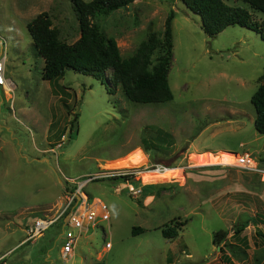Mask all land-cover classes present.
<instances>
[{
    "label": "rangeland",
    "instance_id": "obj_1",
    "mask_svg": "<svg viewBox=\"0 0 264 264\" xmlns=\"http://www.w3.org/2000/svg\"><path fill=\"white\" fill-rule=\"evenodd\" d=\"M227 4L248 10L241 2ZM42 12L61 41L78 40L70 0H0V58L3 45L4 76L14 84L8 95L0 88L4 262L264 264V135L254 129L251 103L264 83L260 36L231 26L208 37L200 18L180 0H137L100 18L101 30L116 40L126 59L149 35L161 33L169 13L174 14L168 73L173 99L138 104L127 100L120 87L109 88V71L102 82L71 70L52 82L42 80L43 60L27 31ZM253 18L264 31V16L253 13ZM243 153L259 172L232 166ZM214 164L223 170L222 179L198 177L203 170L196 167ZM111 171L132 172L139 182L131 185L136 193L123 180L87 184L83 192L101 201L110 219L82 234L72 259L60 258L58 224L22 242L32 220L62 205L64 177L81 180ZM171 226L177 236L164 238L162 230ZM133 227L142 231L132 235ZM219 230L227 232L226 238L213 244ZM105 242L111 243L109 250Z\"/></svg>",
    "mask_w": 264,
    "mask_h": 264
},
{
    "label": "trees",
    "instance_id": "obj_2",
    "mask_svg": "<svg viewBox=\"0 0 264 264\" xmlns=\"http://www.w3.org/2000/svg\"><path fill=\"white\" fill-rule=\"evenodd\" d=\"M135 1L137 0H70L80 32L78 40L73 44L60 40L47 12L36 15L27 24V31L43 60L42 80L52 82L61 78L66 70H71L102 82V76L109 71V88L120 87L125 98L133 103L163 104L171 101L173 95L168 84V73L172 63L173 12L166 18L162 32L149 35L133 55L126 59L121 57L116 40L107 37L99 25L100 18L124 9ZM180 1L192 14L200 18L201 30L208 37H213L228 27L238 26L253 31L264 41L263 28L253 18V13L264 16V0ZM229 1L246 4L248 10L241 6L228 5ZM261 81L262 77L259 82ZM105 88L108 93L111 92L106 86ZM251 103L255 110L254 129L258 134L264 135V83L259 84ZM76 121L77 117L74 116L72 127L76 126ZM106 180L128 181L135 186L139 183L134 180V175ZM176 229V226L168 227L162 230V236L173 239L177 236ZM141 231V228L133 227L131 234L136 235ZM226 235L224 230L215 232L213 244L219 245Z\"/></svg>",
    "mask_w": 264,
    "mask_h": 264
},
{
    "label": "built area",
    "instance_id": "obj_3",
    "mask_svg": "<svg viewBox=\"0 0 264 264\" xmlns=\"http://www.w3.org/2000/svg\"><path fill=\"white\" fill-rule=\"evenodd\" d=\"M5 48L2 45V57L0 58V88L3 94L8 95L14 89V84L11 80L4 76L5 65ZM237 160L233 167L259 172L247 153L243 155H236ZM230 166V165H227ZM160 171V170H159ZM134 175L132 172L111 171L98 172L89 175L81 180L64 177V198L62 205L52 214L45 215L41 218H35L26 227L25 242H32L43 236L44 232L50 229L55 224L60 228L58 238L62 239L59 249L61 260L67 261L73 258L74 250L79 238L82 234L89 232L97 226L98 222H109L110 216L106 206L98 199L89 198L84 192V188L90 182L102 179H113L120 176ZM130 192L135 194L133 187L128 181H125ZM130 184V185H129ZM104 248L109 250L111 248L110 242H105ZM0 263L6 264L3 257H0Z\"/></svg>",
    "mask_w": 264,
    "mask_h": 264
},
{
    "label": "crops",
    "instance_id": "obj_4",
    "mask_svg": "<svg viewBox=\"0 0 264 264\" xmlns=\"http://www.w3.org/2000/svg\"><path fill=\"white\" fill-rule=\"evenodd\" d=\"M219 153H222V152H219ZM192 154H200V153H189L188 154V156H190V155H192ZM190 158V157H189ZM193 159H195V160H198V159H200V157H197V156H195V155H193V157H192ZM99 166H102L101 164L99 165ZM219 166L220 165H208V166H203V167H201V166H199V167H196V168H198V169H201V170H203V171H200V174H198V177L200 178V179H205V181H211V182H213V179H215V178H221L222 179V177H224V173H223V170H220L219 169ZM257 174V173H256ZM227 189H229V187H227ZM244 224H246L247 225V221L246 220H244L243 221V223L241 224V228H243V226H245L246 227V225H244ZM23 241H24V239H23ZM22 241V242H23Z\"/></svg>",
    "mask_w": 264,
    "mask_h": 264
},
{
    "label": "bare ground",
    "instance_id": "obj_5",
    "mask_svg": "<svg viewBox=\"0 0 264 264\" xmlns=\"http://www.w3.org/2000/svg\"><path fill=\"white\" fill-rule=\"evenodd\" d=\"M233 157V156H232ZM236 158H237V156H236ZM237 160V159H236ZM163 171H168V169H164Z\"/></svg>",
    "mask_w": 264,
    "mask_h": 264
},
{
    "label": "water",
    "instance_id": "obj_6",
    "mask_svg": "<svg viewBox=\"0 0 264 264\" xmlns=\"http://www.w3.org/2000/svg\"><path fill=\"white\" fill-rule=\"evenodd\" d=\"M210 39V38H209Z\"/></svg>",
    "mask_w": 264,
    "mask_h": 264
}]
</instances>
